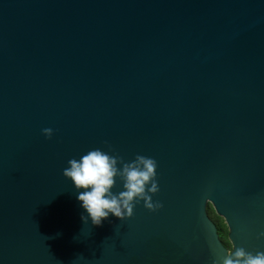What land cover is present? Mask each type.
Listing matches in <instances>:
<instances>
[{"label": "water", "instance_id": "obj_1", "mask_svg": "<svg viewBox=\"0 0 264 264\" xmlns=\"http://www.w3.org/2000/svg\"><path fill=\"white\" fill-rule=\"evenodd\" d=\"M96 148L154 159L162 208L83 223ZM208 205L264 252V0H0V264H212Z\"/></svg>", "mask_w": 264, "mask_h": 264}, {"label": "clouds", "instance_id": "obj_2", "mask_svg": "<svg viewBox=\"0 0 264 264\" xmlns=\"http://www.w3.org/2000/svg\"><path fill=\"white\" fill-rule=\"evenodd\" d=\"M41 134L50 139L53 130L44 128ZM156 167V161L150 157L136 155L133 160L125 162L112 154L110 148H96L78 159H69L62 176L71 182L77 193L76 200L83 210L81 221L99 227L109 216L119 221L129 219L134 207L141 202L148 212L162 208L159 201L152 200L159 191ZM117 182L121 190L113 192ZM260 237H264V233H260ZM223 252L224 255H217L212 264H264V252L261 251L253 254L243 247L233 249L229 244ZM72 264H75V259Z\"/></svg>", "mask_w": 264, "mask_h": 264}, {"label": "trees", "instance_id": "obj_3", "mask_svg": "<svg viewBox=\"0 0 264 264\" xmlns=\"http://www.w3.org/2000/svg\"><path fill=\"white\" fill-rule=\"evenodd\" d=\"M207 214L217 228V233H218L219 239L221 240L223 245L227 248V246L230 243H229L228 238H227L228 229H227V226H226L224 220L215 214L211 205L207 206Z\"/></svg>", "mask_w": 264, "mask_h": 264}]
</instances>
